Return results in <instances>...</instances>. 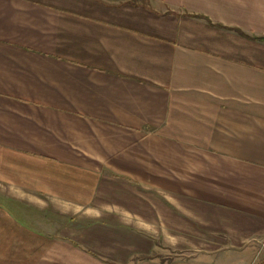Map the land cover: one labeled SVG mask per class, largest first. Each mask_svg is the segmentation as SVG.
Returning a JSON list of instances; mask_svg holds the SVG:
<instances>
[{"label": "crops", "instance_id": "1", "mask_svg": "<svg viewBox=\"0 0 264 264\" xmlns=\"http://www.w3.org/2000/svg\"><path fill=\"white\" fill-rule=\"evenodd\" d=\"M263 246L264 0H0V264Z\"/></svg>", "mask_w": 264, "mask_h": 264}, {"label": "rangeland", "instance_id": "2", "mask_svg": "<svg viewBox=\"0 0 264 264\" xmlns=\"http://www.w3.org/2000/svg\"><path fill=\"white\" fill-rule=\"evenodd\" d=\"M31 214L33 215V219H40L41 217H43V214H40V213H31ZM36 222L38 223V221H36ZM37 225L34 227L37 230H41V231H44V232H47V233H55L56 232V230L54 229L55 223H51L48 226L44 225L43 227H40V226H37ZM65 232L69 234L70 233V230H65ZM262 248H264V246ZM168 251H170V250L167 249L166 245L161 244V253L165 257H167L169 255V252ZM102 252L104 253V251H102ZM174 252H176L178 255L181 253L178 250L177 251H173V253ZM248 264H254V262L253 263H248ZM256 264H258V263L256 262Z\"/></svg>", "mask_w": 264, "mask_h": 264}]
</instances>
